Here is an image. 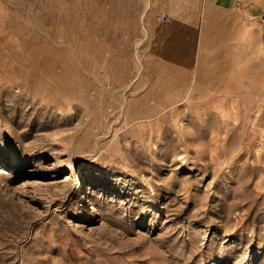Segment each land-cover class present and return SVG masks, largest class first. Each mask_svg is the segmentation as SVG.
Segmentation results:
<instances>
[{
	"label": "rangeland",
	"instance_id": "rangeland-1",
	"mask_svg": "<svg viewBox=\"0 0 264 264\" xmlns=\"http://www.w3.org/2000/svg\"><path fill=\"white\" fill-rule=\"evenodd\" d=\"M0 147V264H264V28L0 0Z\"/></svg>",
	"mask_w": 264,
	"mask_h": 264
},
{
	"label": "crops",
	"instance_id": "crops-1",
	"mask_svg": "<svg viewBox=\"0 0 264 264\" xmlns=\"http://www.w3.org/2000/svg\"><path fill=\"white\" fill-rule=\"evenodd\" d=\"M209 2L218 10H238L242 16L255 20L264 28V0H209Z\"/></svg>",
	"mask_w": 264,
	"mask_h": 264
},
{
	"label": "snow or ice",
	"instance_id": "snow-or-ice-1",
	"mask_svg": "<svg viewBox=\"0 0 264 264\" xmlns=\"http://www.w3.org/2000/svg\"><path fill=\"white\" fill-rule=\"evenodd\" d=\"M4 155H5V150H4L3 147H0V161L3 160ZM9 158L10 159H16L17 162L19 163V159H18V154L17 153H9ZM0 168H3V163L2 162H0Z\"/></svg>",
	"mask_w": 264,
	"mask_h": 264
},
{
	"label": "built area",
	"instance_id": "built-area-1",
	"mask_svg": "<svg viewBox=\"0 0 264 264\" xmlns=\"http://www.w3.org/2000/svg\"><path fill=\"white\" fill-rule=\"evenodd\" d=\"M159 19H161L162 21H165V20L168 19V16H167V14H165V13H161V14L159 15Z\"/></svg>",
	"mask_w": 264,
	"mask_h": 264
},
{
	"label": "bare ground",
	"instance_id": "bare-ground-1",
	"mask_svg": "<svg viewBox=\"0 0 264 264\" xmlns=\"http://www.w3.org/2000/svg\"><path fill=\"white\" fill-rule=\"evenodd\" d=\"M70 171H71V172H73V169H72V167H70ZM81 185H82V183H81V181H79V182H78V186H77V187L79 188ZM90 207H91V208H94V206H93L92 202H90Z\"/></svg>",
	"mask_w": 264,
	"mask_h": 264
}]
</instances>
